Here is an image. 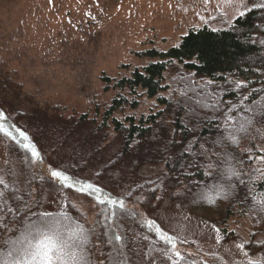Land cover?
Instances as JSON below:
<instances>
[{
  "label": "trees",
  "instance_id": "1",
  "mask_svg": "<svg viewBox=\"0 0 264 264\" xmlns=\"http://www.w3.org/2000/svg\"><path fill=\"white\" fill-rule=\"evenodd\" d=\"M146 55L157 61L133 69L127 77L102 79L104 92L114 95L96 110L94 118L82 114L68 121H63L57 112L48 116L50 110L47 106L40 108L36 103L27 102L23 97L25 95L21 94L19 82L0 65V110L4 111L11 124L28 134L43 157L41 164L30 163L17 143L21 139L19 134L11 128V136L0 132L7 143L9 157L20 163L27 182L26 187L19 188L8 176V188L2 189L6 193L5 199L13 208L44 212L39 194L45 184L60 187L63 193L68 189L57 182H50L47 172L51 165L49 155H54L62 144L68 143L69 138L78 136L86 158L77 166H67V173L71 170L76 177L83 174L87 170L90 154L93 155L103 162L95 181L105 179L123 189L129 188L126 194L118 197L127 202L128 209H134L131 215L122 214L117 209L116 218L107 222L111 225L109 228L103 218L96 223L98 209L94 205L87 212L66 196L64 211L73 220H79L88 227L95 224L90 242L86 245L91 264H113V248L107 243L113 230L123 234V252L128 264H133L130 256L134 247L129 254V244L133 245L134 241L128 228L142 226L138 222L141 215L154 212L163 203L177 205L187 214L200 212L203 214L202 221L215 227H226L233 219H251L254 227L246 250L253 256L264 253V219L261 218L264 214L257 213L250 201H243V186L239 187L235 196L218 199L214 205L199 199L202 188L213 184L215 179L204 175L209 163L224 167L229 162L225 158H231L230 162L237 168L242 167L249 177L259 175L254 169H264V161L256 158L264 156V151H260L264 149V117L256 115L247 133H239V145L228 140L217 142L224 136L218 125L225 120L230 108L232 115L242 113L252 117L254 113L243 112V109H255L257 102L264 105V7L254 8L236 18L226 30H190L176 47L166 52L148 51ZM168 71L174 73L173 81L181 89L175 99L169 100L159 98L169 88L164 85ZM141 97L156 99L162 109L139 118L125 115V110L138 109ZM199 103L203 104L202 107ZM110 131L117 141L106 146ZM42 137L49 140L45 146L41 142ZM72 150L74 156L79 155ZM250 156L252 159H249ZM148 165H158V175L139 178L138 169ZM119 173L123 183L117 180ZM82 184L73 186L82 187ZM257 185L264 187V182L258 180ZM9 192L14 194V199L7 197ZM3 203L0 200V204ZM144 221L147 223V219ZM24 226V221L10 225L17 230H23ZM147 229L154 237L155 231ZM10 235L15 237L18 231ZM163 244L166 249L170 248L167 242ZM177 246L181 247V244L177 243ZM5 259L12 258L6 256L4 246L0 244V260ZM196 261L199 264L214 263L211 257L207 260L197 257ZM189 262L190 259L185 258L179 264ZM219 264L232 263L223 260ZM233 264H246V261Z\"/></svg>",
  "mask_w": 264,
  "mask_h": 264
},
{
  "label": "rangeland",
  "instance_id": "2",
  "mask_svg": "<svg viewBox=\"0 0 264 264\" xmlns=\"http://www.w3.org/2000/svg\"><path fill=\"white\" fill-rule=\"evenodd\" d=\"M257 7H264V0H0V65L19 82L27 102L40 108L47 106L48 116L57 112L63 121L82 114L94 118L96 110L114 95L104 92L102 79L127 77L133 69L157 61L146 55L148 51L166 52L190 30H226L242 16L240 13L244 15ZM174 76L169 71L165 74L164 85L169 88L159 98L175 99L181 93ZM139 102L137 110H125L124 114L139 118L162 109L156 99L141 97ZM202 105L199 103V107ZM108 133L105 145L116 144L112 131ZM48 141L41 138L43 146ZM72 148L79 155L74 156ZM83 152L79 137L73 136L54 155H49V163L66 171L67 166L84 162ZM92 156L87 160V170L77 178L98 184L115 196L126 194L129 188L124 190L105 179L95 181L103 162ZM159 172L158 165H148L140 167L137 174L139 178H154ZM74 173L69 170L68 174ZM8 176L19 188L26 187L23 168L9 157L7 143L0 134V178L6 181ZM122 179L120 174L117 180L123 183ZM78 188L73 186L63 193L62 188L45 184L39 194L41 210L64 211L66 196L87 212L92 205L97 210L95 199ZM141 216L176 237V243L181 244L177 249L190 259L189 264H199L197 257H211L213 264L246 261L236 244L251 240V219H233L226 227H216L220 229L217 234L211 224L202 221V213L187 214L174 204L163 203L154 212ZM138 227L128 228L134 241L129 244V254L134 247L132 263L173 264L176 257L170 248L166 249L158 236H151L148 227Z\"/></svg>",
  "mask_w": 264,
  "mask_h": 264
},
{
  "label": "snow or ice",
  "instance_id": "3",
  "mask_svg": "<svg viewBox=\"0 0 264 264\" xmlns=\"http://www.w3.org/2000/svg\"><path fill=\"white\" fill-rule=\"evenodd\" d=\"M240 15H243V13H240ZM243 112H252L254 115L252 117L242 113L232 115V109L228 110L225 120L218 125V130L224 132V136L217 141L218 143L228 140L232 144L239 145V133H247L249 126L253 125L256 115L264 117V105L257 102L255 109L245 107ZM10 128L19 134L21 139L17 143L22 147L28 161L34 165L41 164L43 157L28 134L15 124H11L4 111L0 110V132L11 136ZM260 151H264V149H260ZM256 158L264 161V156ZM225 159H228L229 162L224 167L212 163L206 166L204 175L215 177V179L213 184L205 185L202 188L199 199L209 205H214L218 199H230L235 196L239 187L243 186L245 189L242 197L243 201H250L251 206L255 208L257 213L264 214V187L257 185L258 180L264 182V169H254L259 175L249 177V173L245 172L242 167L237 168L230 162L231 158ZM249 159H252V157L250 156ZM238 163L242 165L243 161ZM47 172L50 182H57L63 187L71 188L75 184L82 183L77 177L51 165L48 166ZM245 177L249 178L245 179ZM6 188H8V184L4 178H0V200L4 201L3 204H0V244L4 246L6 256L12 258L11 260H0V264H91L86 245L90 242L95 224L88 227L80 223L79 220H73L66 211L53 214L33 212L31 208H28L27 211L22 208H13L5 199L6 193L2 189ZM76 190L80 192L87 191L88 194L94 197L95 206L98 208L96 223L100 222L99 218H103L106 226L110 228L111 225L107 222L116 218L117 209L122 214L131 215L134 213V209L127 208V202L123 198L114 197L112 193L106 192L98 184L83 182L82 187ZM7 197L15 198L14 194L10 192L7 193ZM135 215L140 216L139 213H135ZM261 218L264 219V216ZM22 221L25 222L23 230L10 227V225ZM138 222L142 226L154 227L155 235L159 237V240L170 245L169 251L176 257L173 264H179L180 261L185 259L177 249L176 237L167 235L156 225L155 221L146 223L141 216ZM13 231H18V235L11 236L10 233ZM213 231L219 234L220 229L213 226ZM145 239H149V237L145 236ZM122 240L123 234L115 230L112 231L107 240V243L113 248L111 256L113 264H128L123 252L125 246L121 243ZM247 243L249 242L241 241L236 244L237 249L245 256L246 264H264V253L255 256L250 255L245 247ZM169 259H171V256Z\"/></svg>",
  "mask_w": 264,
  "mask_h": 264
}]
</instances>
